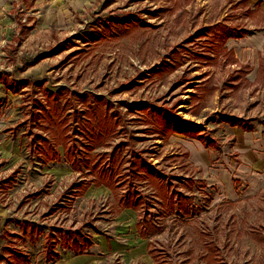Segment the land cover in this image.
Here are the masks:
<instances>
[{
	"label": "rangeland",
	"instance_id": "1",
	"mask_svg": "<svg viewBox=\"0 0 264 264\" xmlns=\"http://www.w3.org/2000/svg\"><path fill=\"white\" fill-rule=\"evenodd\" d=\"M237 1L96 0L81 13L53 21L55 28L49 21L42 25L49 29L38 30V20L26 15L24 5L0 0V248L10 241L4 233L23 235L29 221L45 232L12 243L29 254L31 264L76 263L80 255L60 245V259L48 260L46 237L56 238L59 229L93 236L94 246L83 254L88 264H166L148 254L151 245L163 250L167 264H264V243L251 234L260 226L264 236V186L242 183L220 163L232 129L218 115L264 122V67L259 68L264 65V0H250L254 14L245 23L252 32L244 38L217 46L208 31L218 22L236 23L227 14ZM22 16L26 28L35 26L32 31H20ZM122 17L149 28L111 36L107 25ZM200 31L205 35L197 37ZM247 67L250 73L242 78ZM46 91L71 101L70 149L89 161V168L74 171L62 146L59 162H47L30 146L42 133L33 113ZM153 109L164 110L159 115L169 112L175 124H195L221 149H206L185 134L170 136L168 120L154 118ZM120 145V191L142 193L143 211L165 227L148 239L136 229L137 213L120 209L108 187L93 184L83 196L73 188L95 181L98 175L90 172L95 155H110ZM150 172L162 175L170 192L190 198L191 216L181 217L176 202L171 209L158 199L157 179ZM189 178L206 185L190 188L184 182ZM193 222L215 244L212 259L198 244Z\"/></svg>",
	"mask_w": 264,
	"mask_h": 264
},
{
	"label": "trees",
	"instance_id": "2",
	"mask_svg": "<svg viewBox=\"0 0 264 264\" xmlns=\"http://www.w3.org/2000/svg\"><path fill=\"white\" fill-rule=\"evenodd\" d=\"M250 0H239L237 3H234L232 6L233 11L231 14H227L229 18H232L236 23L235 24H228V23H216L208 31L210 30L211 34L213 35V43L217 42V46L226 43L230 39H242L245 36L249 35L252 31L249 27V24L245 23V20L248 18L253 17L254 10H252L249 6ZM260 6V3L257 4V7ZM242 7V11L239 9ZM240 10V11H239ZM163 12V11H162ZM264 15V11H261ZM151 16L157 17L158 13H150ZM127 18H117L116 20H111L112 25H107V28H111L113 31L109 33L111 36H115L116 38L120 37H129L131 33H135L139 30H144L149 28L148 24L140 25V23L135 22L133 20L126 21ZM24 18L20 17L17 19L19 28L21 32L32 31L35 26L32 25L26 28V25L23 24ZM203 31V30H202ZM202 31L196 33L197 37L204 36L205 33ZM27 36V34L25 35ZM25 38V37H23ZM224 50H227L224 48ZM231 56V63L232 65L237 63V60L234 59V52L228 51ZM201 58H212L213 55H198ZM42 58V57H41ZM40 58V59H41ZM43 59V58H42ZM264 67V65H260ZM248 70L242 74V78L249 74L251 70L247 67ZM260 69L257 76V79L260 78ZM240 71H234L233 75H237ZM238 78H241V75L238 74ZM236 77V78H237ZM82 98H84L82 96ZM65 99V100H64ZM44 100L40 101L39 104L40 109L36 108V112L33 113L35 117L36 126L40 129V134H35L33 140L31 141L30 146L33 150L37 148L39 155L46 158L47 162L50 161H57L61 159V152L58 150L59 146H62L64 149V156L66 161L70 164L71 168L74 171L84 170V168L90 167V162L85 161L84 159H78L75 152L71 151L70 143V126L69 120L67 117V112L71 108V101L66 99L65 95L62 93L54 94L51 91H46L44 94ZM164 110H154L151 114L154 118H161L162 121L165 123L168 120V125L170 126L169 135L173 134H185L193 139L199 140V142L206 148L212 149L215 148L216 150H220L221 146L219 143L212 139L209 136H204L200 132L198 127L195 124L189 123L188 121H178L176 124L173 123L174 119H170L169 112L163 115L162 112ZM159 113V114H157ZM219 120L228 124L231 127H239L244 126V128H248L249 121H243L237 117H232L228 114H220ZM108 126V125H107ZM106 126V127H107ZM113 131L109 129L105 130V133L111 135ZM47 134V135H46ZM99 140H103V136L101 139L98 137ZM40 145H38V144ZM106 144V143H105ZM111 146V145H109ZM121 148L120 146H115L112 148L110 155L108 153H97L95 155V163L93 165L92 171L93 174H97L98 177L93 182H85L80 183L78 186L76 185L75 188L76 192L78 190L79 195H84L91 185L95 186H106L111 191L112 194L117 201V205L120 209L123 210H133L137 213V223L136 229L141 238L148 239V237H152L156 234H159L161 231L164 230L163 223H159L156 220V217L152 215L149 211H143V204L145 203L144 196L137 190L129 189L125 193L120 191V187H122V182L118 179L119 171L121 165L123 163L121 157ZM90 149H95V145H93ZM109 157V158H108ZM106 161H110L109 164L105 163ZM85 164V165H84ZM150 177L157 179V187L159 189L158 199H161L162 202L166 201L170 203L171 209L174 206L173 204L176 202L178 204V212L180 213L181 217L187 218L191 216V207L190 203L192 201L190 198L186 196H182L180 194H176L174 192H170L169 184L165 183L162 180V175L156 173H149ZM184 182L190 187L193 188L196 185L205 186L206 183L203 180H195L194 178L184 179ZM82 184V185H81ZM168 185V186H167ZM132 187V186H131ZM237 203H228V206H235ZM69 206V205H68ZM191 221H185L183 224L190 225ZM193 226L197 229L195 230V236L198 238V244L201 245L203 243L204 248L207 249V257L212 259L213 254L217 253V248L215 244L209 242L207 240L208 234L204 232L202 229H198L196 225ZM192 226V227H193ZM260 226H254L252 228V237L256 239L258 243H264V236L261 234L259 230ZM45 227L40 224L25 221L24 222V234H16V233H4L7 237L10 238L9 244L7 246H3L0 248V264H31V259L28 253L24 250L17 248L13 245V240L16 241H25L26 237L29 238L31 241L35 240L36 235H42L45 232ZM26 235V236H25ZM55 237L52 235H48L46 237V251H47V258L48 260L55 261L60 259L59 253L57 252V248L60 245L61 249H70L77 253V255H83L85 252L89 251L94 246V239L92 235L83 234L81 230L72 231V230H63L59 229L55 233ZM39 237V236H38ZM166 253V252H165ZM148 254L159 263V260L163 259V263H168L167 256L164 254L163 250H159L154 248L152 245L148 249Z\"/></svg>",
	"mask_w": 264,
	"mask_h": 264
},
{
	"label": "crops",
	"instance_id": "3",
	"mask_svg": "<svg viewBox=\"0 0 264 264\" xmlns=\"http://www.w3.org/2000/svg\"><path fill=\"white\" fill-rule=\"evenodd\" d=\"M4 1L9 5L16 2L24 5V12L27 16H33L38 20L36 29L40 30L48 28L42 27V25H47L49 21H51L52 28H55V25L52 24L53 21L66 19L73 13H81L96 0ZM258 73L259 70L256 73V78ZM246 121H249L248 128H244V126L231 127L232 143L229 145L227 155L220 158V163L226 172L232 174V177L240 179L246 185L251 184L261 188L264 186V122L253 121L252 119ZM86 257L84 255L77 256L76 263L74 261L72 263L88 264V261L85 260Z\"/></svg>",
	"mask_w": 264,
	"mask_h": 264
}]
</instances>
